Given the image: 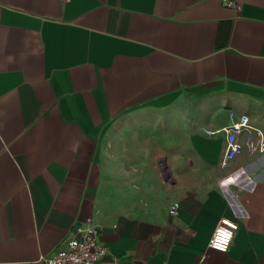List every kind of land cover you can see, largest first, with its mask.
Instances as JSON below:
<instances>
[{"label":"crops","instance_id":"crops-1","mask_svg":"<svg viewBox=\"0 0 264 264\" xmlns=\"http://www.w3.org/2000/svg\"><path fill=\"white\" fill-rule=\"evenodd\" d=\"M234 1L0 0V264L87 218L103 264H264V0Z\"/></svg>","mask_w":264,"mask_h":264},{"label":"built area","instance_id":"built-area-1","mask_svg":"<svg viewBox=\"0 0 264 264\" xmlns=\"http://www.w3.org/2000/svg\"><path fill=\"white\" fill-rule=\"evenodd\" d=\"M222 5L231 9H238L234 0H222ZM230 124L219 129L225 133L226 147L220 159L221 167L230 165L234 158L242 151V145L238 140V133L242 130L251 129L247 114H236L228 111ZM207 134L214 131L203 129ZM264 148V139L260 142V149ZM177 204L169 206L168 212L174 214ZM238 223L227 216L220 217L208 240L209 249L225 253L234 236ZM108 254L107 247L99 239L98 226L91 218H87L78 224L70 234L59 244V246L48 255L41 257L42 264H103V257Z\"/></svg>","mask_w":264,"mask_h":264}]
</instances>
